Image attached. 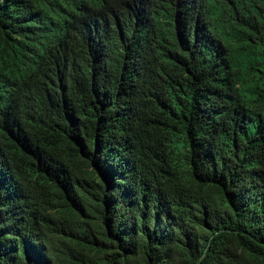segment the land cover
Listing matches in <instances>:
<instances>
[{"label":"trees","instance_id":"16d2710c","mask_svg":"<svg viewBox=\"0 0 264 264\" xmlns=\"http://www.w3.org/2000/svg\"><path fill=\"white\" fill-rule=\"evenodd\" d=\"M40 11L0 17V264H264V0Z\"/></svg>","mask_w":264,"mask_h":264},{"label":"clouds","instance_id":"9594fccd","mask_svg":"<svg viewBox=\"0 0 264 264\" xmlns=\"http://www.w3.org/2000/svg\"><path fill=\"white\" fill-rule=\"evenodd\" d=\"M55 0H0V17L1 16H10V15H20L23 19H28L27 24L30 28L35 29V22L38 20L37 18L41 13V6L45 3H52ZM6 97H0V106L2 107L5 103ZM10 188H14V184H10L6 187L5 193L10 197H13V201H17V196H15ZM31 191H36V188L30 187ZM18 195H20L23 199L27 197V191L25 187L21 188L18 191ZM40 199V197H37ZM51 210H47V213ZM42 212V211H41ZM41 217L46 221V215L42 212ZM47 224V223H45ZM51 225V224H49Z\"/></svg>","mask_w":264,"mask_h":264}]
</instances>
